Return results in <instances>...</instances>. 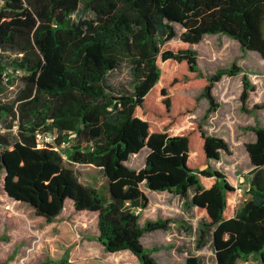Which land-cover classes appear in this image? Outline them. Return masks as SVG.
<instances>
[{"label":"trees","instance_id":"16d2710c","mask_svg":"<svg viewBox=\"0 0 264 264\" xmlns=\"http://www.w3.org/2000/svg\"><path fill=\"white\" fill-rule=\"evenodd\" d=\"M80 8L93 18L72 19ZM173 25L184 29L177 50L166 48L177 36ZM218 34L264 59V0H0V85L6 77L0 98L14 86L7 68L21 72L13 98L0 99L3 195L47 222L69 201L76 212L96 214L97 241L105 252L127 251L139 264H157L141 239L166 231L169 223L139 225L148 203L141 187L165 192L201 216L199 242L210 233L215 264L249 256L264 264V129L250 128L255 139L245 145L252 167L248 200L237 208L236 184L210 166L228 152L222 139L206 135L201 126L172 134L150 123L161 112L155 97L174 88L178 74L185 72L184 86L201 88V98L212 105L214 84L239 72L232 66L201 76L196 53L187 46ZM121 64L130 66L131 93L115 94L106 85ZM249 89L243 78L241 102ZM168 99L162 107L170 114L165 122H172L176 109ZM36 132L56 133V145L68 141L66 160L98 169L105 193L80 183L51 146L38 148ZM192 137L200 139L203 161L189 167L197 155L189 151ZM143 149L148 150L143 168L126 167ZM185 264L199 262L189 258Z\"/></svg>","mask_w":264,"mask_h":264},{"label":"rangeland","instance_id":"374dc122","mask_svg":"<svg viewBox=\"0 0 264 264\" xmlns=\"http://www.w3.org/2000/svg\"><path fill=\"white\" fill-rule=\"evenodd\" d=\"M79 18L91 20L93 16L80 8L72 16L75 20ZM172 27L177 36L166 43V48L177 50L182 47L178 37L184 29L180 25ZM187 48L196 53L197 67L203 79L232 66L238 68L239 72L232 77L223 76L214 84L212 105L201 98V88L184 86L185 72L178 74L174 77L176 86L166 87L165 96L155 97L154 104L161 112L157 116L150 114L151 127H162L172 134H178L201 126L206 135L222 139L228 146V152L221 153L219 161L210 162V166L240 189V195L236 197L239 208L248 200L246 185L252 167L245 145L255 139L250 128L264 129V59L254 52L242 51L236 41L219 34L205 35L198 44ZM6 57L13 59L12 55ZM175 69L178 70L177 67ZM6 73L14 86L7 89L0 99L10 101L20 85L18 79L21 75L15 74L11 68H7ZM243 78L248 81L250 89L247 99L241 102ZM105 82L115 94L131 93L130 66L119 65L108 74ZM5 83V78H2L0 86L3 87ZM168 98L176 112L171 114L173 121L167 123L165 120L170 114L164 113L162 103ZM148 100L151 106L152 97ZM182 117L185 119L182 120ZM199 142L200 139L197 142L190 138L189 151L197 155L191 158L189 167L203 161ZM70 147L58 152L63 155L70 151ZM147 154L148 150L143 149L138 156H130L125 166L139 171L144 166ZM64 162L76 173L80 183L102 189L105 193L106 182L98 169L69 164L67 160ZM141 190L148 203L139 212V225L157 220L169 223L166 231L145 234L141 239L142 246L152 253L156 263L185 264L187 259L195 258L199 264H215L210 233L202 243L199 242L201 216L176 196L149 192L144 187ZM97 237L96 214L76 212L72 204L66 201L59 216L47 222L37 217L25 204H13L3 195L0 182V264H139L137 258L127 251L105 252ZM236 264H258V261L256 257L249 256L239 259Z\"/></svg>","mask_w":264,"mask_h":264},{"label":"built area","instance_id":"2783aa9c","mask_svg":"<svg viewBox=\"0 0 264 264\" xmlns=\"http://www.w3.org/2000/svg\"><path fill=\"white\" fill-rule=\"evenodd\" d=\"M15 74L21 75L20 71L16 70L14 71ZM5 77V76H4ZM6 80V77H5ZM3 128L0 126V134L3 133ZM13 131H15V127H13ZM34 139L36 141V144L38 148L44 147V146H51L60 156L63 160H66L65 153L61 155L58 151L59 149H65L69 147L70 143L68 141H63L59 145H56L55 139H57L56 133H43V132H36L34 134ZM238 192H240V189H237Z\"/></svg>","mask_w":264,"mask_h":264},{"label":"crops","instance_id":"0c3cea01","mask_svg":"<svg viewBox=\"0 0 264 264\" xmlns=\"http://www.w3.org/2000/svg\"><path fill=\"white\" fill-rule=\"evenodd\" d=\"M248 180H249V179H247V181H248ZM239 195H240V192L237 191V193H236V197L239 196ZM67 202H69V201H67Z\"/></svg>","mask_w":264,"mask_h":264}]
</instances>
